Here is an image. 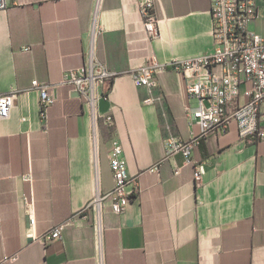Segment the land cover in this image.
<instances>
[{"label": "crops", "instance_id": "obj_1", "mask_svg": "<svg viewBox=\"0 0 264 264\" xmlns=\"http://www.w3.org/2000/svg\"><path fill=\"white\" fill-rule=\"evenodd\" d=\"M9 1L0 10V91L18 93L0 120V264H264V140H242L232 123L205 138L191 162L167 156L169 137L198 131V100L172 68L154 75L151 91L133 76L152 58L211 51V1L153 0L155 36L144 27L145 0ZM256 2L250 28L262 33L264 0ZM94 27L96 56L116 73L96 119L65 85L42 118L32 82L59 83L81 68ZM114 140L138 184L120 213L104 199L100 250L95 212L84 207L96 192H113ZM66 222L61 239L47 237Z\"/></svg>", "mask_w": 264, "mask_h": 264}, {"label": "built area", "instance_id": "obj_2", "mask_svg": "<svg viewBox=\"0 0 264 264\" xmlns=\"http://www.w3.org/2000/svg\"><path fill=\"white\" fill-rule=\"evenodd\" d=\"M98 3L100 0H97ZM214 46L209 52L184 60L150 62L133 72L135 82L151 91L158 85L154 75L167 68L182 74L190 97L198 100L191 112L199 126L188 140L169 137L166 140V155L182 152L186 162H191L192 152L212 133L226 131L235 123L239 136L246 142L264 140V32L250 28V22L259 16L256 0H210ZM10 5L9 0H0V10ZM141 13L144 27L151 36L158 30L153 0H145ZM93 42L86 53L85 64L69 70L59 83L34 80L32 88L40 95L41 116L46 118L49 107L56 101L57 86H69L78 92L94 119L98 101L104 95V85L116 75L106 63L100 61ZM243 86V88L241 87ZM18 91H0V120L9 117ZM156 100L150 96L146 102ZM111 123V117H107ZM123 147L118 140L112 142L110 165L114 175V189L109 194L96 192L84 210L95 212V228L100 250L103 244V201L112 196V209L120 213L132 197L128 188L138 184L137 176H130ZM153 170H158L154 166ZM26 178L29 177L26 175ZM30 224L35 217L29 216ZM69 222L58 224L48 233V238H62L64 227Z\"/></svg>", "mask_w": 264, "mask_h": 264}, {"label": "water", "instance_id": "obj_3", "mask_svg": "<svg viewBox=\"0 0 264 264\" xmlns=\"http://www.w3.org/2000/svg\"><path fill=\"white\" fill-rule=\"evenodd\" d=\"M76 94H77V95H79V93H78V92H76Z\"/></svg>", "mask_w": 264, "mask_h": 264}]
</instances>
